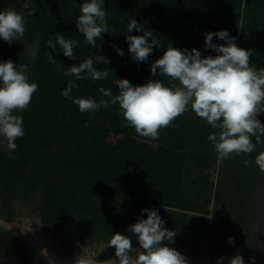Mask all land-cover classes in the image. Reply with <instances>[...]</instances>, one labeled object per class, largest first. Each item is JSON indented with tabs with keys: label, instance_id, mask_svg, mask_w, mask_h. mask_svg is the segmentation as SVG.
<instances>
[{
	"label": "trees",
	"instance_id": "16d2710c",
	"mask_svg": "<svg viewBox=\"0 0 264 264\" xmlns=\"http://www.w3.org/2000/svg\"><path fill=\"white\" fill-rule=\"evenodd\" d=\"M237 1L103 0L108 14L106 21L113 32L102 34L93 48L84 43V36L76 27L80 5L86 0H45V20L37 27L41 32L34 68L28 74L29 82L37 83L38 90L28 109L15 113L23 117L25 135L16 140L18 147L11 153L12 158L9 152L3 157L0 151L3 198L20 199L38 190L40 213L46 223L54 220L58 227L75 221L84 240L111 237L116 231L128 229L139 219L147 218V213H142L145 208L156 210L165 221L164 227L177 233L174 244L179 243L188 227L209 220L217 240L214 251L230 247L229 257L240 254L245 264H251L250 258L255 259V264H264V214H253L264 201V172L255 164V157L264 151V143L257 145L251 154L221 161L207 139L217 130L192 115L190 109L173 121L174 126L161 129L159 139L153 140L125 126L118 104L95 113H81L71 99L61 95L70 80L78 85L72 92L74 98H92L97 102L105 98L99 92L100 87L118 94L115 79H127L133 86L143 85L149 79L164 80L169 85L163 75L152 76V63L168 45L188 51L195 48L202 57L216 56L205 47V33L212 32L217 15L233 9ZM244 12L241 48L252 51L250 63L259 69L264 67V0H253ZM132 19L160 41L161 47L154 46L147 62L137 64L128 51L126 36L144 34L138 30L127 33V24ZM56 34L79 42L74 47L76 59L65 57L59 47L56 50L47 47L49 38ZM117 48L123 50V56ZM7 52L10 53L9 49ZM49 52L56 59L55 65L48 62ZM22 54L23 49L15 46L13 57ZM92 54L108 59V65L94 63L100 71L109 69L108 77L92 81L64 75L67 68L78 66ZM1 55L2 52L0 58ZM114 60L121 64L112 71ZM66 109L72 121L63 122ZM59 112L61 116L56 122L53 117ZM89 114L93 121L85 127L84 120ZM100 117L104 122L98 126ZM258 119L264 123V113ZM52 131L57 135L67 133L69 140L75 141V147L66 156V164L42 182L34 170L25 174L19 169L20 155L25 146L52 143L56 137ZM252 139L255 142V137ZM245 160H251V166H245ZM117 199L128 202V214L121 211ZM229 237L234 243L229 244Z\"/></svg>",
	"mask_w": 264,
	"mask_h": 264
},
{
	"label": "clouds",
	"instance_id": "9594fccd",
	"mask_svg": "<svg viewBox=\"0 0 264 264\" xmlns=\"http://www.w3.org/2000/svg\"><path fill=\"white\" fill-rule=\"evenodd\" d=\"M107 15L103 0H86L80 5L76 27L83 34L86 45L95 48L96 40L112 31L106 21ZM133 30L144 34L126 36L128 51L137 64L147 62L154 46L161 47L160 41L135 19L127 24V33ZM25 32L21 14L12 9L0 11V39L11 45L13 41H22ZM214 36L226 44H214ZM77 46V40L65 38L63 34H56L47 41L49 49L59 47L68 59H76L74 47ZM205 47L217 55L202 57L195 48L188 51L167 46L163 55L152 63L151 73L152 76L163 75L170 81L169 85L160 79H149L139 86H133L127 79H115L118 94L100 87L99 92L105 98L97 102L92 98H74L72 92L78 85L70 80L61 95L71 99L81 113H95L100 108L110 109L118 104L125 126H131L139 136L153 140L159 139L161 129L174 126L173 121L190 109L217 130L207 139L214 145L218 160L251 154L257 145L264 143V123L258 119L264 113V67L257 69L252 65V51L238 47L235 38L226 30L205 33ZM116 50L120 56L124 55L122 49ZM46 56L50 64L57 63L50 52ZM98 62L108 65L105 56L92 54L78 66L67 68L64 75L75 77V80H104L109 73L98 70L94 66ZM28 72L27 65H20L18 69L11 59L0 62V137L6 142L9 158L18 147L16 140L25 135L23 117L15 113L27 110L38 90L37 83L29 82ZM88 126L86 121L85 127ZM251 163V160L244 161L245 166H251ZM255 164L264 172V151L255 157ZM142 213H147V218L139 219L127 229L135 236L139 248L133 247L129 235L116 232L107 245L114 247L116 259L98 262L81 256L74 264H189L185 255L169 246L177 233L164 227L165 221L158 212L145 208ZM0 224L5 226L3 221ZM228 242L232 244L234 239L229 237ZM42 255L47 257V250H42ZM224 261L245 264L240 254L221 256L217 264H224ZM250 261L255 264L254 258ZM49 264H53L51 259Z\"/></svg>",
	"mask_w": 264,
	"mask_h": 264
},
{
	"label": "rangeland",
	"instance_id": "374dc122",
	"mask_svg": "<svg viewBox=\"0 0 264 264\" xmlns=\"http://www.w3.org/2000/svg\"><path fill=\"white\" fill-rule=\"evenodd\" d=\"M44 1L45 0L0 1V11L7 9L15 10L24 18L26 27V32L22 41H13L10 45L3 39H0V52L3 53L0 62L11 59L16 63L18 69L20 65H27L29 68L28 74L32 73L41 32V28L37 27L42 25L45 20ZM220 1L225 2V0H214V2L218 3ZM252 1L253 0H239L233 9L225 11L224 14H216L217 17L212 26V32L226 30L230 37L235 38V43L241 48L242 39L240 34L242 33L246 17L244 9L246 6L251 5ZM214 12L219 13L221 11L216 10ZM213 43L220 45L226 44V41L220 40L214 36ZM17 45L23 49V54L20 57H13L12 54L15 52V46ZM7 49L10 51L9 54H7ZM212 51L216 53L214 50ZM215 55H217V53ZM119 64L121 63L118 60H114L111 70L113 71ZM107 71H109V69H107ZM191 113L195 115L194 112L191 111ZM62 115L63 122L72 121L68 109H66ZM60 116L61 113L59 112L58 115L53 117L54 121L58 122ZM90 117L91 114H89L88 119L86 117L84 126L86 121L89 124L93 121ZM103 122L104 121L100 117L96 124L99 126L102 125ZM47 129L49 131L50 128ZM56 133V131L51 132L52 135H56L52 141L50 140L52 143H45V145L41 144L35 147L25 146L24 152L20 155L21 163H19V169H23L22 171L25 172V174H29L34 170L36 176H38L42 182H45L46 179L49 180L54 170L64 166L66 164V156L69 151L73 150L75 147V141L69 140L67 133L64 135H57ZM50 141L48 140L47 142ZM0 151L3 157L8 154L6 142L3 141L2 137H0ZM3 196L4 195L0 193V221L5 222V225L15 227L18 231L23 230L29 234L37 235L40 239L39 250H52L59 257L76 256L79 258L82 256L89 259H96L98 262L116 259L114 247L107 246L112 236L104 235L102 237L97 236L90 240H84L80 237L78 225L75 221H67L58 227H56L54 220L50 223H46L40 213V192L38 190L33 193L24 194V197L20 199L12 197L5 200ZM117 201L121 211H123L124 214H128V202L122 199H117ZM253 214H264L263 200L262 203L255 208ZM207 219H209L208 216ZM211 228L209 220L206 223L198 221L185 230L178 244L172 243L169 246L185 255L189 260V264H217V260L221 256H230L231 249L230 247H222L220 250L214 251L217 240ZM116 232L129 235L132 239L133 247L139 248V243L135 236L131 235L127 229L124 228ZM135 254L134 252L133 255ZM224 264H227V261H224Z\"/></svg>",
	"mask_w": 264,
	"mask_h": 264
},
{
	"label": "flooded vegetation",
	"instance_id": "af4514ba",
	"mask_svg": "<svg viewBox=\"0 0 264 264\" xmlns=\"http://www.w3.org/2000/svg\"><path fill=\"white\" fill-rule=\"evenodd\" d=\"M34 257L32 244L0 224V264H37Z\"/></svg>",
	"mask_w": 264,
	"mask_h": 264
},
{
	"label": "bare ground",
	"instance_id": "6f19581e",
	"mask_svg": "<svg viewBox=\"0 0 264 264\" xmlns=\"http://www.w3.org/2000/svg\"><path fill=\"white\" fill-rule=\"evenodd\" d=\"M4 228L7 230L20 235L23 237L26 241H28L30 244L33 245L35 248V257L34 260L37 261V264H49V259L53 261V264H74V262L78 259L76 256H69V257H59L54 251L52 250H47L48 256L45 257L42 255V250H39V243L40 239L37 235H32L29 234L26 231L23 230H16L15 227L10 226V225H3L1 224ZM32 261V260H31ZM33 263V261H32Z\"/></svg>",
	"mask_w": 264,
	"mask_h": 264
}]
</instances>
